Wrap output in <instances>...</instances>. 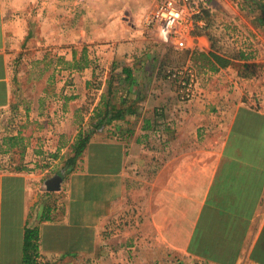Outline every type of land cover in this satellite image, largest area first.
Instances as JSON below:
<instances>
[{
    "label": "crops",
    "instance_id": "obj_1",
    "mask_svg": "<svg viewBox=\"0 0 264 264\" xmlns=\"http://www.w3.org/2000/svg\"><path fill=\"white\" fill-rule=\"evenodd\" d=\"M156 3L0 0V264H264V0L213 1L182 47ZM191 65L182 105L164 70Z\"/></svg>",
    "mask_w": 264,
    "mask_h": 264
},
{
    "label": "built area",
    "instance_id": "obj_2",
    "mask_svg": "<svg viewBox=\"0 0 264 264\" xmlns=\"http://www.w3.org/2000/svg\"><path fill=\"white\" fill-rule=\"evenodd\" d=\"M200 0H157L143 18L144 24L167 36L175 46H185L195 28L204 26ZM165 80L174 86L177 101L186 105L201 93V77L194 66L166 68Z\"/></svg>",
    "mask_w": 264,
    "mask_h": 264
},
{
    "label": "trees",
    "instance_id": "obj_3",
    "mask_svg": "<svg viewBox=\"0 0 264 264\" xmlns=\"http://www.w3.org/2000/svg\"><path fill=\"white\" fill-rule=\"evenodd\" d=\"M258 8L261 11V14L263 15V21L261 23V26L264 28V4H260L258 6ZM209 12H207V10H205V16L202 15V18L205 20L207 19V15ZM212 46H214V43H212ZM197 60H200L202 63H209V68L211 71L216 72L217 70H219L220 68H225L227 66H229L232 61L234 59H246V57H244L241 54H238L236 56H228L226 54H220L219 52H208V53H198V55H196ZM242 73V72H241ZM243 76H246V74L244 75V73H242ZM89 140V135L88 134H80L76 140V143L74 144L73 148H72V156L69 157L66 161V168L69 169L68 171H72L77 159L82 155L83 150L85 149L87 143ZM29 237V236H28ZM29 239L27 243H29ZM29 249V244L26 246ZM26 264H34V263H26Z\"/></svg>",
    "mask_w": 264,
    "mask_h": 264
},
{
    "label": "rangeland",
    "instance_id": "obj_4",
    "mask_svg": "<svg viewBox=\"0 0 264 264\" xmlns=\"http://www.w3.org/2000/svg\"><path fill=\"white\" fill-rule=\"evenodd\" d=\"M213 1H215V0H200V2H201V4H202V7H203V9H202V15L203 16H205L206 14H205V10H207V12L209 11L208 10V6H210L212 3H213ZM233 1H235V0H233ZM243 10H246V7H244V8H242ZM202 15H201V18H202ZM209 15V14H208ZM207 15V16H208ZM218 16L219 17H221L220 16V14H218ZM203 19V18H202ZM226 41V40H225ZM235 43V42H234ZM244 43H246V42H244ZM243 43V44H244ZM214 44H215V47L216 48H220L221 46H222V39H218V37L215 39V41H214ZM236 46V45H235ZM238 55V54H237ZM245 57V56H244ZM252 73V72H251ZM200 74V73H199ZM245 74H247V73H245ZM253 74V73H252ZM248 75V74H247ZM249 76V75H248ZM200 77H201V74H200ZM249 88H253L252 87V85L251 86H249ZM255 93L254 92H252V95H254ZM92 166H93V164H92Z\"/></svg>",
    "mask_w": 264,
    "mask_h": 264
}]
</instances>
